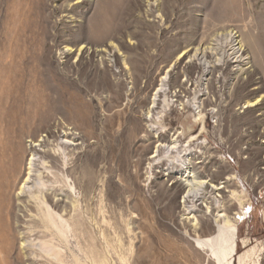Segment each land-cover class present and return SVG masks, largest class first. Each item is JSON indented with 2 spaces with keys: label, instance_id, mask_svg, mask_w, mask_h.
<instances>
[{
  "label": "rangeland",
  "instance_id": "374dc122",
  "mask_svg": "<svg viewBox=\"0 0 264 264\" xmlns=\"http://www.w3.org/2000/svg\"><path fill=\"white\" fill-rule=\"evenodd\" d=\"M230 32L245 40L249 69L238 74L234 63L216 74L220 95L202 134L190 106L159 105L162 143L182 134L179 152L160 151L153 162L161 131L147 128L145 114L160 80L178 65L167 95L176 101L182 85L190 90L203 76L189 58L197 49L228 51ZM258 96L264 100V0H0V112L18 108L59 123L77 144L68 150L69 215L58 213L68 222L65 242L31 232L23 214L25 229L2 226L7 200L0 264H215L194 239L213 234L225 209L238 226L235 264H264V107L241 108ZM192 157L202 179L228 185L221 196L178 188L175 174Z\"/></svg>",
  "mask_w": 264,
  "mask_h": 264
},
{
  "label": "bare ground",
  "instance_id": "6f19581e",
  "mask_svg": "<svg viewBox=\"0 0 264 264\" xmlns=\"http://www.w3.org/2000/svg\"><path fill=\"white\" fill-rule=\"evenodd\" d=\"M227 34L231 38L228 51L224 50L221 54H209L210 52L207 53L208 49L201 51L197 49L193 59L189 58V55L187 56L191 60V64L193 63L192 67L196 70H202L203 76L200 81L195 80L192 82L190 90L185 85H182V89L179 92L177 91L178 94L180 93L179 96L177 92H173L176 101L174 99L170 101L167 95L171 91L172 86L173 88L175 87L174 84L169 82L168 78L172 77L170 72L175 73V68L178 65L172 64L166 75L163 78L161 77L159 88L152 98V106L149 107L145 114L148 123L147 128L152 130L154 127H158L159 131H161L159 135H155L157 150L152 156L154 158L153 162L157 163L160 160L157 158L160 151H164L163 153L168 151L170 153V151L178 150L179 152L178 139L182 134V132L178 133L177 138H172L169 141L166 139L168 142L162 143V138H164L166 131L160 124L162 123V117H158L157 115L160 114L155 111L159 105L163 106V110L171 107L174 102L180 104L184 110L187 105L190 106L195 112V122L200 124L202 134L206 131L207 109L211 107L210 111L215 112L214 107L218 103L215 95H220L214 84L216 74L224 75L225 70L230 69L234 63L238 64V74L249 69L251 57L245 53L247 51L245 40L240 35L235 36L233 32ZM71 50L72 48H67L65 51L71 52ZM182 55L186 56L187 53L184 52ZM234 60L236 61L234 62ZM190 68L188 66L185 71L187 83L191 82V78L188 76ZM177 74H179V71ZM175 75L173 74V76ZM231 91L233 92V89ZM191 95L193 98L189 100ZM260 103L264 107L263 98L258 96L254 101H247L241 108L250 109ZM35 116L27 115V117H24L23 112L18 108L0 112V204L3 205L7 200L11 201V207L8 211L9 219L5 223L0 220V224L2 225L3 223L2 226L8 229L14 228L13 226L15 225L25 229L24 218L29 217L30 222L34 223L33 227H35L33 228L35 230H30L31 232H37L45 237L50 235L62 243V241L65 242L66 232L61 226L63 224L67 226L68 223L63 219V213L67 214L68 217L69 201L72 197L70 192L74 191L69 175L68 150L72 147L75 149L77 146L75 134L70 129L66 131L59 123L46 125V120L41 118L37 120ZM56 130H59L57 134ZM200 136H191L190 141H196ZM186 165L187 168L184 173L180 174L178 172L175 174L177 177L179 176V178H176V184L181 190L192 194L203 188L210 192L219 193V196H221L222 189H227L228 185L223 188V186L221 187L222 184H210L209 181L202 179L199 173L196 172L197 163L195 164L193 157L187 159ZM12 175L14 176L13 181L11 180ZM172 175L173 173L168 169L164 173V177H171ZM231 193L232 199L241 208H245V197L235 190ZM206 206L208 212L212 210L211 206L208 204ZM73 208L75 210L76 207L74 206ZM225 210L219 211L215 216L213 234L206 238L199 237V239H194L195 248L207 250L210 259L215 264H235L234 259L237 256V221L235 222L234 218ZM61 211L63 213L59 215L58 213H61ZM3 213V208L0 207L1 216ZM192 213L193 211L189 215L192 216ZM21 214H23L24 218H22ZM197 218V215H193L189 219L198 222L200 219L197 221ZM242 259L243 257H240V263H242Z\"/></svg>",
  "mask_w": 264,
  "mask_h": 264
}]
</instances>
